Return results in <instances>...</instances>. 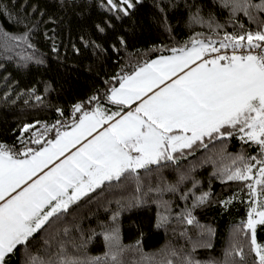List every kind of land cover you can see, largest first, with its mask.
I'll return each instance as SVG.
<instances>
[{"label":"trees","instance_id":"trees-1","mask_svg":"<svg viewBox=\"0 0 264 264\" xmlns=\"http://www.w3.org/2000/svg\"><path fill=\"white\" fill-rule=\"evenodd\" d=\"M113 2L117 8L107 0H0V143L18 151L25 146L37 149L54 139L58 131L70 129L81 112H92L97 102L88 101L94 96L99 97L100 106L122 113L126 108L107 97L123 77L145 63L172 55L171 49L183 47L196 33L203 34L200 39L218 41L225 32H239L240 24L250 31L257 29L243 14L232 17L218 0H132L135 7L128 15L119 10L127 5L120 0ZM197 9L204 21L214 18L223 25L218 34L214 35L206 23H193ZM258 15L264 20V15ZM25 33L31 47L10 38ZM76 104L83 105L81 112L74 111ZM25 125L35 128L23 132ZM37 138L39 143L34 142ZM223 143L226 149L216 140L191 154L185 150L186 155L175 164L162 161L131 176L125 174L119 181L105 182L72 203L60 221L35 233L26 247L18 246L6 258L7 264H25L29 255L47 260L59 250L60 243L68 256L101 257V264H106L103 258L110 247L104 235L115 224L123 246L118 255L120 264H167L169 260L178 264L180 257L188 254L202 262L223 264L226 251L234 244L243 247L247 264H251L257 258L244 235L249 230L237 229L247 220L253 197L245 184L252 181H227L217 173L232 165L230 157L241 153L254 156L257 149L242 144L237 137ZM180 174L190 178L177 192L156 191L176 184ZM202 193L210 195L206 204L193 210L199 224L188 225L182 218L185 209L192 208L193 200ZM183 194L188 195L186 200L181 198ZM233 196L237 198L225 208L222 201ZM256 199H264L259 186ZM137 200L142 202L120 211L114 224L113 213ZM162 216H168L169 221L158 228ZM201 226L213 230L212 247H198L193 252V243L208 237L207 232L202 234ZM185 232L186 236L181 234ZM82 239L87 241L85 248L74 246L73 241L78 245ZM256 239L264 244V225L256 226Z\"/></svg>","mask_w":264,"mask_h":264},{"label":"snow or ice","instance_id":"snow-or-ice-1","mask_svg":"<svg viewBox=\"0 0 264 264\" xmlns=\"http://www.w3.org/2000/svg\"><path fill=\"white\" fill-rule=\"evenodd\" d=\"M218 2L230 10L232 17L238 14L246 16L256 23L257 29L250 31L240 24L239 32H225L218 41H213L211 37L200 39L203 34L196 33L183 47L171 49L178 55L161 56L158 60L145 63L134 75L123 77L119 87L112 88L107 99L121 108H130L132 103L140 101L123 115L120 109L107 114L99 104V97L94 96L88 103L96 101V109L92 113L81 112L83 105H74V111L81 112V118L75 122L71 132L58 131L56 137L47 142L48 147L37 151L25 146L18 151L14 146L0 143V264H7L6 258L18 246L26 247L35 233L45 229L46 225L51 227L60 221L70 204L105 182L119 181L125 174L131 176L138 169L159 166L162 161L175 164L186 155L185 150L191 154L201 147L207 148L208 143L216 140H220L222 148L226 149L223 142L232 137H237L242 144L254 146L257 154L246 156L241 153L230 157L232 165L226 166L217 175L227 181H252L245 184L253 197L247 220L241 222L237 231L249 230L244 235L250 241V251L257 258L251 264H264V244L256 239V226L264 225V199H256L257 186L264 196V20L258 15H264V0ZM107 3L117 8L113 0H107ZM120 3L127 5L119 9L125 15L135 7L132 0H120ZM192 21L206 23L214 35L223 28V25L215 23L214 18L204 21L199 9L192 15ZM99 30L104 31L103 28ZM10 38L31 47L28 33ZM229 48L232 50L230 54L227 51ZM222 49L225 50L223 53ZM240 49L244 51L240 52ZM213 53L215 55L211 58H206ZM173 76L176 78L172 79ZM166 79L171 83L164 84ZM161 84L164 87H160ZM154 88L158 90L153 91ZM104 124L109 126L92 139H86ZM32 128L35 125H25L22 131L29 132ZM32 135L35 136V133ZM82 138L86 142L81 143ZM34 142L39 143V139ZM21 143L24 141L21 140ZM77 144L80 147L76 151L43 172L54 158L58 159ZM38 172L43 174L37 176ZM254 176L258 178L253 180ZM189 178L180 174L176 184H166L156 191L175 193L179 190L178 186ZM195 185L194 181L193 187ZM209 195L202 193L195 197L192 208L185 209L182 218L186 224H199L192 214L193 210L206 204ZM181 198L186 200L188 195L183 194ZM236 198L233 196L222 204L227 208ZM141 202L137 200L131 205H121L112 215L113 223L118 220L120 211ZM168 221V216H162L156 227H163ZM201 227L202 234L207 232L208 237L193 243V252L198 247H212L213 230ZM63 232L67 233L68 229H63ZM181 234L187 235L186 232ZM104 238L109 242L110 252L103 260L106 264L109 260L120 264L118 255L123 246L120 244L118 224L108 230ZM73 244L82 249L87 241L82 239L80 244L76 245L75 241ZM58 248L47 260L29 255L25 264H101V257L81 259L68 256L64 243H60ZM237 256L239 261L235 259ZM167 264H172V261ZM178 264L220 262H202L188 254L182 255ZM223 264H247L243 247L239 244L230 247Z\"/></svg>","mask_w":264,"mask_h":264},{"label":"crops","instance_id":"crops-1","mask_svg":"<svg viewBox=\"0 0 264 264\" xmlns=\"http://www.w3.org/2000/svg\"><path fill=\"white\" fill-rule=\"evenodd\" d=\"M178 54H179V53L177 52V53H173V54L170 55V56L178 55ZM166 57H169V56H166ZM158 59H160V58H158ZM158 59H156V60H158ZM192 66L195 67V65H192ZM138 70H139V69H138ZM138 70H137V71H138ZM186 70H187V69H185V71H186ZM137 71H136V72H137ZM136 72H135V73H136ZM135 73H134V74H135ZM134 74H132V75H134ZM178 74H182V73H178ZM175 78H176L175 76L172 77V79H175ZM167 83H171V80L166 79L165 82H164V84H167ZM164 84H161L160 87H164ZM117 88H118V87H117ZM157 90H158V89H156V88L153 89V91H157ZM110 94H111V92H110ZM151 94H152V93H149V95H151ZM144 98L146 99L147 97H144ZM139 103H140V101H136V102L132 103L131 106H130V108H129V106H124V107L126 108V110L123 111V112L121 113V115H123L125 112L129 111L130 109H134ZM101 107H102L103 109L106 110L107 114L114 113V112L110 111L109 109L104 108L103 106H101ZM95 109H96V108H95ZM95 109H94V110H95ZM94 110H93V111H94ZM93 111H92V112H93ZM92 112H90V113H92ZM117 118H118V117H117ZM109 123H111V122H109ZM108 126H109L108 124H104V125H102V126H98L97 129H96L95 131H93V133H92L90 136H87L86 139H87V140L92 139L95 135H97V133L103 131V129H104L105 127H108ZM73 127H74V125H73L70 129H68V130H66V131H62L61 133H63V132H71L72 129H73ZM52 140H53V139H52ZM84 142H86V140H85V138H82L81 143H84ZM41 147H48V143L46 142L45 145H43V146H41ZM41 147L37 148L36 150L39 151ZM79 147H80V144H77L75 147H70L68 150L65 151L64 155L60 156L58 159H55V158H54V160H53L52 162L49 163L48 167L43 169V172H47V171H49V170L54 166V164H58V163H60V162H61L62 160H64L68 155H70L71 152L76 151V149L79 148ZM31 148L35 149L34 147H31ZM43 172H38V173H37V176L42 175ZM35 178H36V177H33V179H35ZM82 197H84V196H82ZM82 197H81V198H82ZM77 201H78V200H77ZM70 205H71V204H70ZM70 205H69V206H70Z\"/></svg>","mask_w":264,"mask_h":264},{"label":"built area","instance_id":"built-area-1","mask_svg":"<svg viewBox=\"0 0 264 264\" xmlns=\"http://www.w3.org/2000/svg\"><path fill=\"white\" fill-rule=\"evenodd\" d=\"M224 51H225V50H223V49L221 50L222 53H223ZM227 51H228V53L230 54L232 50H231V48H229V49H227ZM239 51H240V52H243L244 49H240ZM213 55H215V53L210 54V55H209L208 57H206V58H211V56H213Z\"/></svg>","mask_w":264,"mask_h":264},{"label":"rangeland","instance_id":"rangeland-1","mask_svg":"<svg viewBox=\"0 0 264 264\" xmlns=\"http://www.w3.org/2000/svg\"><path fill=\"white\" fill-rule=\"evenodd\" d=\"M36 132V131H35ZM34 133V132H33ZM38 134V133H37ZM36 137H38V136H36ZM42 138V137H41ZM138 170H140V169H138ZM254 218H256V217H254Z\"/></svg>","mask_w":264,"mask_h":264}]
</instances>
